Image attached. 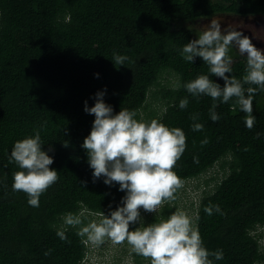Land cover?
<instances>
[{"label": "trees", "instance_id": "trees-1", "mask_svg": "<svg viewBox=\"0 0 264 264\" xmlns=\"http://www.w3.org/2000/svg\"><path fill=\"white\" fill-rule=\"evenodd\" d=\"M218 15L264 18V0H0V264L89 260V242L77 235L79 226H67L64 240L56 230L62 213L84 209L83 223L99 221L93 213L107 215L109 205L114 210L124 195L103 177L93 181L81 147L94 120L83 110L84 101L91 107L94 94L105 89L103 99L114 113L135 110L137 119L155 118L186 136L173 166L183 184L175 199L143 218L144 224L167 218L186 194V184L211 173L189 206L204 246L223 252L222 259H210L264 264V90L254 94L256 119L247 128L235 98L218 101L220 118L212 121V98L197 99L182 86L199 74L223 86L201 58L191 63L180 55L185 43L198 38L191 26ZM113 52L128 59L115 66ZM228 55L232 73L226 75L242 80L245 58L231 48ZM185 96L188 106L180 109ZM191 114H198L196 121ZM194 122L203 129L193 131ZM34 129L40 131L42 150L53 149L49 167L58 172L38 207L28 205L23 191L12 190V173L19 168L8 160L14 141L34 135ZM209 204H218L223 214L205 213ZM133 255L129 264H149Z\"/></svg>", "mask_w": 264, "mask_h": 264}, {"label": "clouds", "instance_id": "clouds-1", "mask_svg": "<svg viewBox=\"0 0 264 264\" xmlns=\"http://www.w3.org/2000/svg\"><path fill=\"white\" fill-rule=\"evenodd\" d=\"M230 48L236 49L245 58L242 80L226 75L232 73V57L228 55ZM180 55L191 63L194 58H201L208 66V72L224 81L221 86L209 75L199 74L182 85L197 99L201 95L212 98L208 110L210 119L217 121L220 118L215 111L218 101L226 103L235 98L234 104L246 113L245 127L251 128L256 119L252 114L254 94L264 90V50L254 46L248 36L234 27L222 30L219 19L212 18L201 28L198 38L182 46ZM127 59L126 55L113 52L111 61L115 66H121ZM245 83L249 85L246 89ZM105 94L106 89L98 90L91 107L87 100L84 101L83 110L93 114L94 120L81 147L92 169L93 181L103 177L105 185L118 184V190L124 195L114 210L109 205L107 215L102 211L93 213L100 217L99 221L83 223L81 213L84 209L81 213H62V224L57 228L56 235L64 240L67 226H79L77 235L86 242L98 245L106 238L117 244L126 242L132 252L148 258L149 264H213L210 257L222 259V250L209 251L204 246L198 227L183 210L177 209L167 218L144 224L141 210L155 213L162 203L175 199L174 193L183 184L173 166L185 150L186 136L181 128L169 127L155 118L150 121L137 119L135 110L120 108L114 113L112 105L103 99ZM188 103L185 96L179 100L178 107L185 109ZM197 117L198 114H191L193 121ZM203 127L200 122L191 125L193 131ZM33 131L34 135L14 141L8 160L15 162L19 168L12 173V190L23 191L28 205L38 207L40 195L57 181L58 172L49 167L53 157L48 152L53 149L50 146L47 151L42 150L40 131ZM214 209L223 214L218 204L204 207L209 215ZM130 222L140 226L129 230Z\"/></svg>", "mask_w": 264, "mask_h": 264}, {"label": "rangeland", "instance_id": "rangeland-1", "mask_svg": "<svg viewBox=\"0 0 264 264\" xmlns=\"http://www.w3.org/2000/svg\"><path fill=\"white\" fill-rule=\"evenodd\" d=\"M212 18L219 19L222 30L231 26L234 27L236 30L241 31L243 35L248 36L252 41L264 42V18L237 17L234 15H218L198 20L197 23L191 26L197 37L201 28L209 24ZM210 175L211 173H208L205 177L190 181L186 184V194L176 201V210H183L190 218L194 217L195 210L189 206L191 202L198 201L197 198H199L202 189H205L203 182ZM151 214L152 212H145L141 210L142 219L146 215ZM139 226V223L132 224L130 222L129 230H133L135 227ZM262 245L264 246V242L262 243ZM89 246L91 253L90 258L88 260V264H116V261L119 259L123 261L120 262V264H129L131 263V260L134 256V252L131 251L130 246L126 242H121L117 244L111 242V240L106 238L103 243L98 245L89 242Z\"/></svg>", "mask_w": 264, "mask_h": 264}, {"label": "flooded vegetation", "instance_id": "flooded-vegetation-1", "mask_svg": "<svg viewBox=\"0 0 264 264\" xmlns=\"http://www.w3.org/2000/svg\"><path fill=\"white\" fill-rule=\"evenodd\" d=\"M251 42L254 44V46H256L259 49H263L264 50V42L262 41H252Z\"/></svg>", "mask_w": 264, "mask_h": 264}]
</instances>
